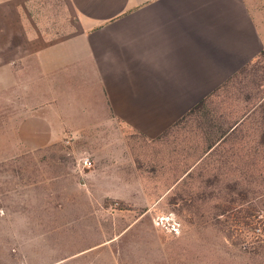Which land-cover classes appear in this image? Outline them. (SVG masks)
Returning <instances> with one entry per match:
<instances>
[{
    "label": "crops",
    "instance_id": "0c3cea01",
    "mask_svg": "<svg viewBox=\"0 0 264 264\" xmlns=\"http://www.w3.org/2000/svg\"><path fill=\"white\" fill-rule=\"evenodd\" d=\"M262 17L253 0H0V92L11 97L24 82L35 91L36 114L18 126L24 147L61 144L79 129L92 133L88 138L99 149L90 160L97 167L84 170L96 180L91 193L140 204L145 215L189 172L187 166L157 196L156 187L145 185L157 172L150 162L168 145L159 168L173 172L167 140L206 99L212 108L207 100L197 112L213 115L212 140L203 143L213 148L198 162L212 154L221 163L223 151L228 170H236L240 141L232 135L255 108H264V95L253 106L232 84L264 49ZM78 82L79 90L71 86ZM243 105L252 107L242 113ZM112 138H134L135 151L147 157V166L136 168L138 187L126 180L122 163L112 165L118 152Z\"/></svg>",
    "mask_w": 264,
    "mask_h": 264
},
{
    "label": "rangeland",
    "instance_id": "374dc122",
    "mask_svg": "<svg viewBox=\"0 0 264 264\" xmlns=\"http://www.w3.org/2000/svg\"><path fill=\"white\" fill-rule=\"evenodd\" d=\"M253 1L264 19V0ZM263 75L261 68L249 70L232 89L250 97L255 106L264 95ZM80 84L71 86L79 90ZM34 92L25 82L11 97L0 92V264H264L263 106L232 135L240 141L235 171L228 170L223 151L217 154L221 163L212 154L198 162L207 151L203 143L212 140L211 113L196 112L178 124L167 140L173 172L159 168L170 149L159 147L150 162L156 175L150 173L145 185L156 187L157 196H162L187 166L188 175L143 215L140 204L100 200L91 193L96 180L84 172L83 159H92L99 149L88 138L92 133L79 129L61 144L23 146L18 126L36 114ZM206 103L211 109V99ZM251 107L239 106L242 113ZM111 140L118 149L112 165L122 163L130 173L126 180L138 187L136 168L147 166V157L138 154V147L135 151L139 145L134 138ZM102 158L109 163L106 154Z\"/></svg>",
    "mask_w": 264,
    "mask_h": 264
},
{
    "label": "trees",
    "instance_id": "16d2710c",
    "mask_svg": "<svg viewBox=\"0 0 264 264\" xmlns=\"http://www.w3.org/2000/svg\"><path fill=\"white\" fill-rule=\"evenodd\" d=\"M257 68H261L264 70V49L261 51L260 55L258 56V58L250 65H248L247 67H244L240 72L239 74L240 75H244V74H247L249 72V70L252 72L253 69H257ZM261 82L262 84L264 83V75L261 77ZM264 86V84H263ZM208 99H206L204 102H201L199 105L195 106L189 113L188 115H186V118L189 116V115H192L194 113L197 112V110L203 106L205 104V102L207 101ZM184 120H185V117H184ZM181 122H179L178 124H180ZM178 124H176L175 127L178 126ZM264 142V133H263V141L262 143ZM211 143V142H210ZM209 143V145H206V149L207 150H211L213 147L212 145Z\"/></svg>",
    "mask_w": 264,
    "mask_h": 264
},
{
    "label": "built area",
    "instance_id": "2783aa9c",
    "mask_svg": "<svg viewBox=\"0 0 264 264\" xmlns=\"http://www.w3.org/2000/svg\"><path fill=\"white\" fill-rule=\"evenodd\" d=\"M83 165H84V168H86V169H92L94 166L93 162L89 158H85L83 160Z\"/></svg>",
    "mask_w": 264,
    "mask_h": 264
}]
</instances>
